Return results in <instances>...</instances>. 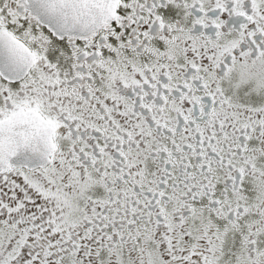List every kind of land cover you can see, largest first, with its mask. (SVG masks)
Here are the masks:
<instances>
[{
  "label": "snow or ice",
  "instance_id": "1",
  "mask_svg": "<svg viewBox=\"0 0 264 264\" xmlns=\"http://www.w3.org/2000/svg\"><path fill=\"white\" fill-rule=\"evenodd\" d=\"M0 264H264V0H0Z\"/></svg>",
  "mask_w": 264,
  "mask_h": 264
}]
</instances>
